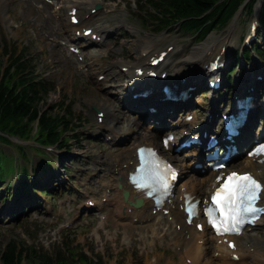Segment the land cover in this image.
Returning a JSON list of instances; mask_svg holds the SVG:
<instances>
[{
  "label": "rangeland",
  "instance_id": "rangeland-1",
  "mask_svg": "<svg viewBox=\"0 0 264 264\" xmlns=\"http://www.w3.org/2000/svg\"><path fill=\"white\" fill-rule=\"evenodd\" d=\"M94 1L104 5L102 11L105 16L114 17V22L124 21L126 23L125 26H122L124 27V33L120 37V39H123L121 42L126 46L116 45L113 47V59L104 58L101 63L89 60L87 64L88 72L86 73L79 72L78 64L67 58L68 47H62L59 44L58 40L68 41V39L63 38L66 37L62 35V33H66L64 25L54 18L52 8L45 9L44 4L46 3L42 0L0 1V14L3 15L0 17V58L5 64L10 60L9 55L4 54L5 44L8 46L6 47L8 50L18 49V53L25 49L36 68L35 74L45 78L47 82L55 86V90L50 93L45 102L41 103V107L56 113L64 104L67 112L71 110L72 115L69 118L72 120L73 125L72 129L64 134V137L69 140V148L60 149L53 146V151L48 153L42 149L46 152L43 153L44 155L37 154L34 149L36 146L34 141L23 143L19 139L12 138V144L6 145L0 142L2 152L15 155L17 158L12 157L3 160L0 152V174L3 179L9 177L4 183L5 187L3 186L4 188L0 191V210L6 211V214L0 216V264H2V253L11 241H16L20 246L26 248H35L38 252L50 253L53 256L58 252H63L62 255L66 256H69L70 253L75 255L86 253L90 259L102 261V264H153V262L158 264L154 260L155 258L158 259L155 252L165 258L160 260V264H171L173 262V264H186L185 259L182 257V250L177 251L174 248L175 245L170 242L168 233L164 242L154 236L152 237L151 233L147 234L145 230H142L145 236H151L149 240L153 250L149 251L146 249L148 244L139 239V230L136 232L135 229L128 228V235L132 233L133 239L127 240L124 228H121L119 234L117 232L116 235L117 229L112 221L108 222L107 220L103 228L100 219L110 213V207L107 211H101L94 216H84L79 222H75V225L71 228L63 227L74 219L77 214V207L83 206L84 197L81 192H88L86 187H89L90 190L93 189L92 191H98L92 185L94 180H91L89 176L94 172V165L98 163L100 156H109L119 150L125 151L127 147H130L129 143L119 149L107 147L97 134L95 112L93 111V105H96L94 101L98 100L99 103H104L106 99H111L113 94H116H111V92H116L115 88H103L101 82L97 80V74L101 73L100 66L121 59L135 61L138 55L137 46L139 42L142 43L145 37L156 39L164 36L165 41L162 43H169L172 39H176L177 46L181 49L180 53L174 56L175 68L182 73L195 71L198 69L196 63L186 61L194 48L206 42L209 43L213 39L221 38L227 32V28L233 20L223 30H214L204 39L182 30L178 25L173 26L167 32L156 33V30L153 31L156 25L145 27L141 23L145 18L150 19V16H146L144 19L140 17V20L136 17L137 12L134 8L136 0ZM141 7L145 8L147 5L142 1ZM254 8H256V5ZM262 10L263 6H260L258 16H256L255 9L252 10L253 13L248 10L241 11L234 30L233 48L231 46L229 55L233 54L234 56V52L243 47V38L249 30L250 22L256 17L260 20L259 15ZM81 13L86 15L85 10H82ZM62 15H64V12H62ZM96 23L100 24L101 21L97 19ZM148 24H152V22L149 21ZM135 27L138 28L137 32H132ZM261 29L262 27L259 24V30L261 31ZM66 34L70 36L71 32ZM263 36L264 32H260L258 37L260 42ZM162 47V44L157 46V48ZM244 62L246 63H244V70L239 69V71L233 73L234 80H242L247 71L251 80L255 71L264 69V65L258 57ZM114 81L111 79L109 83L114 84ZM199 94L196 95L194 100L198 102L195 119L201 122L206 117L205 109L212 101V97ZM106 103L110 105L109 101ZM122 103V100H120L117 106L118 110L122 109ZM115 114L117 113L115 112ZM118 116H121V114H118ZM129 118V121L121 120L119 126L124 129L130 128L131 133L140 131L138 122L133 123L132 121L134 116L131 115ZM145 139L141 135L139 138L136 136V140L139 142ZM2 141L6 140L2 139ZM19 145H26L25 156L22 155ZM67 150L69 151L67 152ZM45 160L50 163L51 168L54 166L57 171L60 170L63 187L55 195H44L43 198L39 197V192L32 191L33 202L36 201L41 204L43 211H30L27 213L25 210L21 214L17 211V207H21L24 203L21 202V198L18 201L15 200L14 192L16 191L14 186L6 187L11 180L10 176L14 174L16 168L21 171L25 166L29 172L32 170L33 176L37 179L41 176L39 167L40 165L45 167L43 165ZM59 163H62L63 166L68 165L69 169L65 173L62 172L64 168ZM49 173V171L44 172L47 175ZM193 177L195 175L186 173L182 176V181L190 180ZM38 180L36 181L38 182ZM40 180H42L41 177ZM13 181H15V177ZM102 194L103 191L95 196L88 193L89 196L87 197L99 199ZM5 198H8L6 203H4ZM45 207L50 208L51 211L45 213ZM259 235L264 238V224L259 228ZM116 238H118V241H115ZM157 247H159V252ZM178 247L180 248L179 245ZM180 251L181 253H179ZM28 252L31 257L34 256L30 250ZM203 254L207 262L212 261L210 242L206 244ZM259 257L264 260V252ZM35 260L27 256L24 257L21 264H37Z\"/></svg>",
  "mask_w": 264,
  "mask_h": 264
},
{
  "label": "bare ground",
  "instance_id": "bare-ground-1",
  "mask_svg": "<svg viewBox=\"0 0 264 264\" xmlns=\"http://www.w3.org/2000/svg\"><path fill=\"white\" fill-rule=\"evenodd\" d=\"M66 3L67 7H75L77 9H82L85 8V3L88 0H64ZM93 2H89V5H92ZM262 4L260 0H258V3L256 4V14L258 13L259 7ZM4 6V5H3ZM5 7V6H4ZM69 11V9H67ZM88 17L80 18V24L77 26H73L70 24L69 20L70 17L66 15L65 17V26L68 30L72 31L74 35L77 34V31H81V33L84 32V30L87 29H92L93 32L92 34H96L97 37H100L99 41H94L92 40L91 36L90 37H84L82 34L80 37H73L71 38V43L78 48L81 49V51L89 52V56L92 59H95L96 61H101V58L103 55L109 53V56H113L111 49L115 41H110L109 40V35L114 29L116 22L113 20H107L106 17L101 16L99 12H96L95 14H92L91 11H88ZM3 15L0 14V17ZM96 18H98L100 21H102V24L99 26H94V22L96 21ZM237 18L234 19V21L229 25L227 28V32L218 39H213L211 42H206L203 45L194 48L192 53L189 55L187 58V62H195L196 66H203L206 65L207 67L216 59L218 56H221V60L226 58V54L222 52V48L225 47L226 49H230V46L233 44L234 38V30L236 28L237 24ZM257 20V19H256ZM256 20H253V23H255ZM120 24H124L123 21L119 22ZM251 24V25H252ZM250 25V26H251ZM135 31V30H134ZM165 38L160 37L156 39H151L150 37H145L144 41L141 43H138L137 49H138V55L136 62L131 64L127 62H121V61H114V62H108L105 63L103 66H101V70L103 73L101 74H106L108 77L111 76V78L118 80L116 77L118 76L117 72L114 71L113 69L116 67L119 68H124L126 69V75L127 77L132 76L134 73H136L137 69L142 68V69H149L150 67L148 66V59L152 57L157 51L151 50V47L155 43H160L164 42ZM176 44V39L171 40V42L168 43L169 46H174L173 50L169 52V56L167 59L163 62V69L160 72H168V74L171 76L172 73L176 71L175 65H174V56L176 54L180 53V48L175 46ZM96 45V46H94ZM93 48V49H92ZM164 48H160L158 52H162ZM158 50V49H156ZM73 59V58H72ZM206 67V68H207ZM186 73V72H185ZM100 75V74H99ZM105 83L108 82V79L106 77ZM108 84H104L103 86H107ZM114 86V85H110ZM116 86V85H115ZM114 86V87H115ZM120 87V85H118ZM121 92V91H119ZM108 101H111L112 107L115 106L114 103H116V100L114 99H108ZM105 100L104 103H97L98 106L103 109L105 112V116L107 121L102 124V126H105L106 128L109 129L108 135L112 137V139L115 138V133L114 132H121V136L124 135V132L121 130H115L112 129V122H114V119H110L112 116V110L111 107L106 105L105 103L108 102ZM124 118L127 117V113H125ZM197 122H192L191 126H194ZM185 121H182L180 126L184 127L185 126ZM144 131H150V128H144ZM183 131V130H182ZM181 131V132H182ZM148 134V132L146 133ZM150 136H152L153 139H155L158 134L152 133L150 131ZM147 136V135H146ZM134 144V142H133ZM139 144H134L133 147L127 148L126 151H118L115 155H111L108 157V163H111L110 169L106 172L103 178L104 183H100L98 187L100 189H104L105 194L108 190V202L113 204L115 210L111 214V218L117 223L118 226H125V227H139V228H145L147 227L148 229L151 227H154L156 224V221L161 220L162 218L158 215L153 214V209L152 205L153 203L150 200L144 199V203L141 208L139 209H133L131 213L128 212V204L123 205V191L128 190L130 192V200H135L138 197H143L144 195L142 193L137 192L136 190H133L131 186H129L127 182V174L129 170L134 169V165H131L132 161H135V150L136 147ZM249 162V161H248ZM104 164L107 163H100V166H103ZM250 167L259 175L260 179L263 180L264 182V165H259L258 163H254L253 161L249 164ZM106 170V169H103ZM244 171V170H240ZM198 179V178H192L191 180L183 183L182 187L179 188L178 193L182 197L184 193H190L191 195H196L197 197H204L208 191H211V181L212 179ZM262 202L264 205V191L262 193ZM180 203V200L178 198L174 199L172 204L168 205L167 208L174 209L177 207ZM125 206V207H124ZM177 215L174 216V222L176 224L181 225L180 231L177 229H174L171 234L172 236L181 241L182 243L187 245L188 251L193 252L194 250L196 251L197 248V239H198V234L200 232H197L195 229H193V226H188L185 223V215L180 211V209H176ZM174 212V211H173ZM264 218H261L260 221H262ZM137 221L135 223L134 221ZM259 224V223H258ZM159 229L158 228H153V230L156 231ZM206 229L204 228L202 234H205ZM249 240L255 239V234L249 235L248 233H245L243 235L246 236ZM225 246V245H224ZM245 247L243 248V253L242 256H248L245 254V252H248L247 245H244ZM239 247H242L241 239L239 240V243L236 245L237 251L240 249ZM221 250L225 251L226 253L228 250L225 248H221ZM240 256V255H239ZM240 258H242L240 256ZM223 261H230L228 264H233L235 261L229 260L228 254H226V257L222 259Z\"/></svg>",
  "mask_w": 264,
  "mask_h": 264
},
{
  "label": "trees",
  "instance_id": "trees-1",
  "mask_svg": "<svg viewBox=\"0 0 264 264\" xmlns=\"http://www.w3.org/2000/svg\"><path fill=\"white\" fill-rule=\"evenodd\" d=\"M245 1L149 0V4L156 13L151 16L159 21V28L182 22L185 30L203 37L214 29L226 26ZM254 1L250 0L247 6L251 7ZM24 57V54L12 55V62L2 77L0 68V133L28 138L36 129L40 135L38 143L69 147V140L64 137L71 130L67 109L62 104L59 111L53 113L41 107L50 89L44 81H34L35 68L31 60H21ZM24 171L27 173L26 169ZM25 251V248L20 250L16 242H10L2 254V264H20ZM34 257L38 264H78L65 256L58 257L57 261L45 254ZM80 262L96 264L84 255H80Z\"/></svg>",
  "mask_w": 264,
  "mask_h": 264
},
{
  "label": "snow or ice",
  "instance_id": "snow-or-ice-1",
  "mask_svg": "<svg viewBox=\"0 0 264 264\" xmlns=\"http://www.w3.org/2000/svg\"><path fill=\"white\" fill-rule=\"evenodd\" d=\"M258 150L264 152V144H261ZM140 151L143 153L145 150L141 149ZM138 186L145 187L143 184ZM262 190H264V185L250 173H230L212 195V200L225 214V218L220 224H217L215 220L212 221L216 224L218 231H239L237 225L243 223L246 216L264 211V209L258 208L255 203L260 198ZM209 215L211 216L210 212ZM222 224L226 227L221 228Z\"/></svg>",
  "mask_w": 264,
  "mask_h": 264
}]
</instances>
